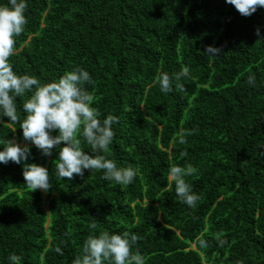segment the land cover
Wrapping results in <instances>:
<instances>
[{"label":"trees","instance_id":"16d2710c","mask_svg":"<svg viewBox=\"0 0 264 264\" xmlns=\"http://www.w3.org/2000/svg\"><path fill=\"white\" fill-rule=\"evenodd\" d=\"M25 15L14 71L45 83L88 70L99 118H118L102 154L137 175L129 185L101 170L57 178L58 150L44 156L23 139L27 95L16 98L19 119L4 117L0 140L28 144L31 155L0 163V264L13 252L20 264H72L102 231L137 233L144 264H264V7L244 16L226 0H27ZM209 45L221 53L205 54ZM182 66L188 77L161 92L157 75ZM32 163L48 169L47 192L25 186ZM172 165L199 194L195 207L168 186Z\"/></svg>","mask_w":264,"mask_h":264},{"label":"clouds","instance_id":"9594fccd","mask_svg":"<svg viewBox=\"0 0 264 264\" xmlns=\"http://www.w3.org/2000/svg\"><path fill=\"white\" fill-rule=\"evenodd\" d=\"M239 13L251 16L259 8L264 7V0H226ZM27 0H9L8 5H0V124H15L19 117L16 98L25 97L22 110L26 114L20 122L22 136L25 141L31 142L44 156H50L54 149L58 150V159L55 161V176L59 179H74L85 175V170L93 174L96 170L103 172V179L115 181L119 185L133 183L137 172L132 166L118 167L117 163L102 153L108 151L113 142L115 131L113 125L118 118L108 114L100 119V113L92 106L93 95L88 90L95 81L90 72L83 67L66 71L58 80L41 83L33 75L17 74L14 71L10 58L17 52V37L25 28ZM261 36V30L256 31ZM221 49L207 46L205 54L218 56ZM189 68L182 66L181 71L174 77L168 73H159L156 83L163 93L173 91V80L187 78ZM256 77L250 75L247 83L255 85ZM92 148V153L82 148L81 139L76 138L77 132ZM56 133V134H53ZM63 146L61 147V145ZM0 163L10 161L20 164L27 161L31 155L28 144L21 146L15 139L0 140ZM192 169L189 167L187 172ZM182 167L172 165L168 169V186L175 185L178 200L195 207L200 199L199 194L192 190L185 179ZM25 186L33 191L40 189L47 192L52 186L49 171L46 167L36 163L25 164L23 167ZM96 223L91 229H96ZM140 239L134 232L110 233L102 231L98 235H90L83 242L82 254L78 255L72 264H144V258L139 251H133V246ZM221 244L224 242L221 241ZM205 244L201 241V245ZM55 251L63 255L61 248ZM9 264H20L22 257L16 253L8 256Z\"/></svg>","mask_w":264,"mask_h":264}]
</instances>
